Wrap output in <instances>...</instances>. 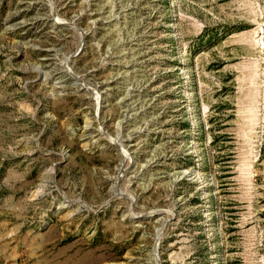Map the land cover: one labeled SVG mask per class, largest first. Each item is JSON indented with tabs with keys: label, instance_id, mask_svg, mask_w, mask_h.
Wrapping results in <instances>:
<instances>
[{
	"label": "rangeland",
	"instance_id": "obj_1",
	"mask_svg": "<svg viewBox=\"0 0 264 264\" xmlns=\"http://www.w3.org/2000/svg\"><path fill=\"white\" fill-rule=\"evenodd\" d=\"M0 264H264V0H0Z\"/></svg>",
	"mask_w": 264,
	"mask_h": 264
}]
</instances>
